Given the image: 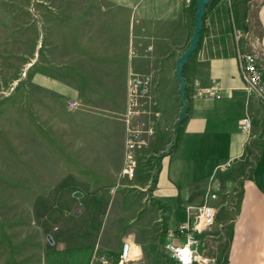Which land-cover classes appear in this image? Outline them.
Instances as JSON below:
<instances>
[{"label":"crops","instance_id":"0c3cea01","mask_svg":"<svg viewBox=\"0 0 264 264\" xmlns=\"http://www.w3.org/2000/svg\"><path fill=\"white\" fill-rule=\"evenodd\" d=\"M147 1L139 9L172 12L173 20L184 10L182 16L189 12L191 18L183 40L170 35L168 14L152 19L153 36L136 42L133 58L128 54L132 5L119 4L123 22L109 19L107 30L99 33L107 41L100 44L81 41L80 14H63V150L53 158L52 182L63 186V262L20 264H104L100 255L119 264L125 240L134 259L123 264H175L162 261L158 243L184 239H162L163 225L186 222L207 200L218 207V222L198 234L203 252L213 244L225 258L220 264H264V98L248 91L239 60V49L251 50L264 68V0L206 4L197 47L182 68L184 113L175 69L190 44L197 1ZM109 7L116 10L114 4ZM121 27L125 33L117 34ZM146 47L151 54L142 56ZM131 67L161 73L155 83L160 116L137 152L133 176L125 171ZM214 83L215 94L196 95L199 87ZM72 99L78 108L70 107ZM245 116L251 119L250 136L242 129ZM210 192L217 197L209 198Z\"/></svg>","mask_w":264,"mask_h":264},{"label":"rangeland","instance_id":"374dc122","mask_svg":"<svg viewBox=\"0 0 264 264\" xmlns=\"http://www.w3.org/2000/svg\"><path fill=\"white\" fill-rule=\"evenodd\" d=\"M145 1L0 0V264L63 262V186L52 184L54 160L63 150V14H80L81 41L100 44L107 41L99 33L107 30L109 19L123 22L119 4L132 5L130 58L137 55V41L151 39L155 31L151 21L159 15L168 14L165 24H170V35L185 38L189 12L182 16L184 10L180 11L181 16L173 20L172 12L139 9ZM113 4L114 11L109 9ZM96 24L100 26L93 27ZM123 33L121 27L117 34ZM147 50L140 54H151ZM83 62L86 67L87 59ZM132 73L144 79L151 76L149 93L158 98L155 83L160 69L141 72L131 67L127 97ZM217 222L216 218L209 228L214 229ZM158 244L162 261L174 262L165 245ZM205 248L207 254L203 253L212 264L225 262L215 245Z\"/></svg>","mask_w":264,"mask_h":264},{"label":"built area","instance_id":"2783aa9c","mask_svg":"<svg viewBox=\"0 0 264 264\" xmlns=\"http://www.w3.org/2000/svg\"><path fill=\"white\" fill-rule=\"evenodd\" d=\"M243 36L241 30L235 33L238 43ZM239 60L241 70L249 92L264 98V68L258 61L257 54L251 50L239 49ZM140 74L132 73L129 76V95L125 111L127 121V138L125 142L126 165L125 171L129 176L135 173L137 165V152L148 142L147 137L155 132L154 121L160 116L157 109L158 100L152 98L149 93V81L151 76L142 78ZM218 90V84L199 87L196 95L215 94ZM71 107L78 105L77 101H70ZM144 117H149L148 122ZM252 123L249 116H245L242 129L247 136L251 135ZM229 166V164H224ZM209 198H216L215 192L208 194ZM218 207L210 201H205L192 212L191 217L176 227L167 228L166 236L175 238L181 236L184 241L180 244L166 242L165 248L171 253L175 264H212L211 258L200 250V239L198 234L203 233L216 221ZM99 259L104 264H110V258L106 255H100ZM134 259L132 245L129 240L123 242L118 256V263L123 264Z\"/></svg>","mask_w":264,"mask_h":264},{"label":"water","instance_id":"95a60500","mask_svg":"<svg viewBox=\"0 0 264 264\" xmlns=\"http://www.w3.org/2000/svg\"><path fill=\"white\" fill-rule=\"evenodd\" d=\"M209 2V0H197V4H196V12H195V26L193 29V34L191 36L190 39V44L189 46L182 52V54L177 58V66L175 69V75L178 78V80L180 81V98L183 104V109H182V113L185 112V108L187 105V101L185 98V85H186V81L183 77L182 74V68L183 65L188 61L189 56L191 55V53L196 49L197 44H198V40H199V36H200V31L202 29L203 26V16L205 14V10H206V4ZM76 195L81 194V191L77 190L75 192Z\"/></svg>","mask_w":264,"mask_h":264},{"label":"trees","instance_id":"16d2710c","mask_svg":"<svg viewBox=\"0 0 264 264\" xmlns=\"http://www.w3.org/2000/svg\"><path fill=\"white\" fill-rule=\"evenodd\" d=\"M253 162L251 163V166H253ZM161 234H162V239H164L165 238V235L167 234V228L163 225V228H162V230H161Z\"/></svg>","mask_w":264,"mask_h":264}]
</instances>
